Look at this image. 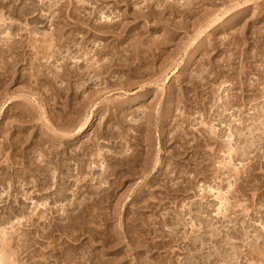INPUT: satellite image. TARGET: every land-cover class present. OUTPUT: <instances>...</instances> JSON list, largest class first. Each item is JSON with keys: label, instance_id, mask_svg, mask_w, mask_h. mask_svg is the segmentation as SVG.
Here are the masks:
<instances>
[{"label": "rangeland", "instance_id": "rangeland-1", "mask_svg": "<svg viewBox=\"0 0 264 264\" xmlns=\"http://www.w3.org/2000/svg\"><path fill=\"white\" fill-rule=\"evenodd\" d=\"M104 46L117 54H99ZM151 50L156 63L146 59ZM137 52L140 69L168 70L138 77L139 61L126 59ZM109 55L121 59L100 76ZM87 62L92 76L79 77ZM0 94V150L8 135L14 144L0 161L19 149L32 163L46 159L43 149L55 157L47 193L0 181V264H264V0H0ZM149 113L155 129L143 120ZM149 135L157 166L126 181L117 158L142 160ZM129 183L138 189L130 203ZM61 184L64 198L53 200ZM180 185L189 192H173ZM73 200L84 208L71 211ZM176 217V236L203 237L201 252L182 238L162 244Z\"/></svg>", "mask_w": 264, "mask_h": 264}, {"label": "bare ground", "instance_id": "bare-ground-1", "mask_svg": "<svg viewBox=\"0 0 264 264\" xmlns=\"http://www.w3.org/2000/svg\"><path fill=\"white\" fill-rule=\"evenodd\" d=\"M160 5V4H159ZM188 6V5H187ZM190 6V5H189ZM174 8V7H173ZM154 10V9H153ZM157 11V10H156ZM187 11H189V10H187ZM225 12V11H224ZM194 13V12H193ZM208 13V12H207ZM205 14V13H204ZM161 15V14H160ZM208 15H210V14H208ZM143 16V18L144 19H148L147 17H146V15H142ZM207 17V15H204V18H206ZM216 18V17H215ZM105 19V21H104V23L105 22H108V21H110L111 22V20H109V18L108 17H105L104 18ZM209 19V18H208ZM201 20V19H200ZM214 21V20H213ZM206 22V21H205ZM216 21H214V23H215ZM210 23V22H209ZM85 26V25H84ZM96 27V26H95ZM197 27V26H196ZM112 30H114V29H112ZM106 33V32H105ZM108 33V32H107ZM61 38V37H60ZM69 38V37H68ZM63 39V38H62ZM116 39H118V38H116ZM115 39V40H116ZM137 40V39H136ZM135 40V45H137V46H135V47H138L139 48V50L141 51V53H142V55L145 53L146 54V52H144V51H148V49L149 48H146L145 47V49H143V45L145 44L143 41H136ZM58 41V40H57ZM60 41V40H59ZM67 42V41H66ZM82 42V41H81ZM142 42L144 43L143 45H142ZM156 43V42H155ZM6 44V43H5ZM7 44H8V41H7ZM64 44V43H63ZM66 44V43H65ZM165 44H166V42H165ZM116 45V44H115ZM7 46H9V45H7ZM63 46V45H62ZM153 46V45H152ZM159 47V46H158ZM8 48H10V46L8 47ZM107 48V46H104V47H101V51H99L100 53L99 54H101V55H105V54H108V52H110L111 54H112V56H115L117 53H116V51L114 52H111L112 51V49L111 50H105ZM18 49V48H17ZM21 49V48H20ZM136 49V48H135ZM10 50V49H9ZM11 50H13V49H11ZM16 50V49H15ZM19 50V49H18ZM17 50V51H18ZM107 51V52H106ZM138 51V50H137ZM155 52V51H154ZM152 53V50H151V54H148L149 56L146 58V59H148L149 57H150V59H151V61H150V63H156L158 60H159V57H158V53L156 54V53ZM11 53V52H10ZM13 53H14V51H13ZM15 53H16V51H15ZM135 53H136V51H135ZM119 54V53H118ZM139 53L137 52V54H134L135 55V57L134 58H131V56L130 55H128L127 57H126V59L129 61V59L131 60V61H136V62H138L139 64V66L137 67V65H136V67L139 69V70H141V72H139L138 73V77L139 76H143L144 77V75H147L148 74V72H150L151 74H153V76L152 77H155L156 78V80L159 78V77H161L160 75L161 74H163V73H166V70H168V68H166V66L164 67H162L161 69L159 68V69H154V68H152V66L150 67H148V66H145L146 68H144L143 70L142 69H140L141 67H144V65H143V60H145L143 57H141L140 55H138ZM160 54V53H159ZM110 56V55H109ZM112 56H110V59L108 60V63H101V65L99 66V68H98V74L101 76V75H103V74H108V71L110 70L109 68H111V66L113 67V65H115L116 64V62L115 61H118L119 59H121V58H119V59H116L115 60V58H113ZM147 56V55H146ZM172 56V53L169 55V57H171ZM85 57V56H84ZM84 57H83V59H84ZM112 57V58H111ZM117 57V56H116ZM54 58V57H53ZM161 59V58H160ZM167 59V58H166ZM90 60V59H89ZM85 62L86 61H88V60H84ZM130 61V62H131ZM134 61V62H135ZM165 61V60H164ZM104 62V61H103ZM129 63V62H128ZM145 65H148V64H146V63H144ZM81 65H83V62L81 63ZM7 67V66H6ZM84 71H82V72H79L77 75L79 76V77H84V76H86L87 78H90L92 75H91V72H90V70H91V68H92V66H89V62H87L86 64H84ZM135 67V68H136ZM140 67V68H139ZM10 69V68H9ZM109 69V70H108ZM138 69H136V70H138ZM7 70H8V68H7ZM6 70V71H7ZM12 70V69H11ZM80 70V69H79ZM11 72V71H10ZM9 71L8 72H6L5 74H3V77L6 75V74H9L10 75V77L12 76V74L10 73ZM95 72V71H94ZM134 72V71H133ZM136 72V71H135ZM135 72H134V74H135ZM138 72V71H137ZM94 74H96V73H94ZM8 75V76H9ZM166 75V74H165ZM76 76V75H75ZM200 76V75H199ZM207 76V75H206ZM205 77V76H204ZM106 78V77H105ZM163 79V78H162ZM201 79H204V78H201ZM205 79H207L206 77H205ZM197 80V79H196ZM142 81V80H141ZM200 82V83H199ZM196 83V82H195ZM198 85L201 87V86H203V81L201 80H199L198 81ZM88 86L87 87H89L90 85H91V82L90 83H88L87 84ZM197 87V86H196ZM27 88V87H26ZM198 88V87H197ZM7 91V90H6ZM95 91H97V90H95ZM1 95V94H0ZM76 95V94H75ZM95 95V93H91L87 98H86V100H85V102H83V104L81 105L82 106V110L88 105V103H91V98L93 97ZM23 100H25V99H23ZM27 101V100H26ZM168 99H167V104H168ZM165 103V104H166ZM26 105V104H25ZM89 106V105H88ZM203 106V105H202ZM28 108V107H27ZM26 108V109H27ZM30 108V107H29ZM166 108H168V107H166ZM31 110V109H30ZM30 110H28L27 109V111H26V113L28 112V115H26V116H33L34 114H33V112L32 111H30ZM167 110V109H166ZM166 110H163V111H166ZM168 111H169V109H168ZM204 111V110H203ZM215 111V110H214ZM39 116H42L41 114L39 115ZM90 116V115H89ZM150 113L147 115V116H145L144 118H143V120L144 121H146L147 120V123H148V126H149V124L150 125H152V127H154V129H155V127H156V125L155 124H151L152 122H151V120H150ZM212 116V115H211ZM213 118V117H212ZM33 119V118H32ZM92 119H93V116H90V117H88V119H87V124H86V127H85V129H87L88 128V126L91 124V122H92ZM154 119V118H153ZM152 119V120H153ZM165 119V118H164ZM163 119V120H164ZM38 120V119H37ZM163 120H160V124H164V123H166L165 121H163ZM31 121V120H30ZM254 121H256V120H254ZM25 122H28V120L27 121H25ZM22 123V125H23V122H21ZM146 123V124H147ZM245 124V123H244ZM72 126V124H69V126H66L67 128H69V127H71ZM224 125V124H223ZM56 126H58L59 127V125H56ZM142 126V124H138V126H137V128H139V127H141ZM255 126V125H254ZM23 129H26L28 126H21ZM63 127V126H62ZM151 127V126H150ZM162 127V126H161ZM249 128V127H248ZM261 128V127H260ZM64 129H66L65 127H64ZM110 129V128H109ZM255 129V128H254ZM182 130V129H181ZM237 130V129H236ZM247 131H248V129H246ZM253 130V129H252ZM255 130H257V129H255ZM251 131V127H250V129H249V135H251L252 134V131ZM258 131H259V129H258ZM109 132V131H108ZM148 132H150V130L148 131ZM210 132V131H209ZM216 132V131H215ZM212 133V134H214V137H212L211 139L212 140H215V139H217V138H219V137H217V136H219V135H217L216 136V133ZM245 132V131H244ZM263 132V131H262ZM180 133H183V132H180ZM247 133V132H246ZM264 133V132H263ZM225 134V133H224ZM236 136H234V138H235V140H237V142L241 139V136H242V134L240 133V132H237V133H234ZM248 134V133H247ZM30 136V135H29ZM203 134L201 135V137L203 138ZM222 136V135H221ZM233 136V135H232ZM263 136V138H264V135H262ZM105 137V136H104ZM183 137H184V139H183ZM185 137H187L186 136V134H182V140L185 142V147H184V150H188L189 148H191L190 147V145L189 144H187V141H189V140H187V138H185ZM248 137V136H247ZM254 137H255V135H254ZM257 137V136H256ZM261 137V136H260ZM54 139H55V137H53ZM111 140H114V138H112V135L110 134V137H109ZM169 138V137H168ZM168 138H166V140L164 141V143L162 142V144L165 146V143L168 141L167 139ZM201 138V139H202ZM233 138V139H234ZM251 138V137H250ZM59 139V138H58ZM200 139V140H201ZM222 139V138H221ZM232 139V138H231ZM249 139V138H248ZM259 139V138H258ZM181 140V141H182ZM200 140H198L196 143H195V145H197L196 147H198L199 146V143L201 142ZM226 140V139H225ZM230 140V139H229ZM261 140V139H260ZM264 140V139H263ZM23 142H26V141H29V138L28 137H26V138H24L23 140H22ZM180 141V140H179ZM18 141H16V143H17ZM146 145H147V151H146V153H145V157L142 159V160H137V159H134V158H132V157H127L126 155V157L125 156H123V157H121L123 154H121L120 155V157L121 158H117V159H119V160H117V162L121 165V167L123 166L124 167V169H125V171H124V176H126L125 177V179H126V181H132L133 180V178H134V176H136V175H139L138 173L139 172H142V176L141 177H143L145 174H147V173H150V171H152V169L154 170V168H156V166H157V163H155L154 162V160H152V154H153V152H152V150H151V148H152V144H153V141H152V139H151V136L149 135V136H147L146 137ZM240 142V141H239ZM241 142H242V140H241ZM250 142V141H249ZM16 143H15V145H16ZM228 143H229V141H228ZM231 143V142H230ZM233 143V142H232ZM4 144V147H3V145H2V147L4 148V149H1L0 150V159L2 158V156H3V154H4V150L7 148V149H10V150H14L13 149V145L14 144H12V142L10 141V136L8 135V136H6V138H5V142L3 143ZM20 145H21V141H20ZM219 145V144H218ZM222 145V144H221ZM228 145V144H227ZM230 145V144H229ZM240 145V144H239ZM238 145V146H239ZM253 145L254 146V141L253 142H250V144L247 146V150H249L250 149V147ZM238 146H236V147H238ZM160 148H161V145H160ZM201 148V147H200ZM16 149V148H15ZM240 149V148H239ZM239 149H236L235 147L234 148H232L231 147V149L229 150V155L231 156V154H232V152H233V154H237L238 155V152L240 151ZM44 151H45V153H44V155H45V158L46 159H44V157H43V155H41V154H38V156H39V158H37L35 161H37L36 163H32L33 161L31 160L32 158V156L31 157H29L30 155H29V153H26V151L24 152V149H19V151H18V153L17 154H15V155H12L11 153L12 152H7V153H5V159H4V162L3 161H0V164L2 165L1 167L2 168H0V175H2V174H4V176L2 177V178H0V181H2V183H3V181L5 180V178H7V177H9V179H10V191L14 188L15 189V185H14V182L15 183H18V184H20L21 185V187H26V186H31V187H33V188H35V187H37V190L38 191H46V193H47V191L49 190L48 189V180H47V174L49 173V170H50V168L48 167V165L50 164V163H53L52 162V159H54L55 157H54V154L51 152V151H49V149H43ZM85 150V149H84ZM202 150V149H201ZM201 150H199L198 151V153L201 151ZM244 151V150H243ZM121 152V151H120ZM119 152V153H120ZM245 152V151H244ZM14 153H16V152H14ZM56 154V153H55ZM46 155H48V156H46ZM85 155V154H84ZM104 155V154H103ZM18 156V157H17ZM239 156H244V155H240L239 154ZM4 158V157H3ZM83 158V157H82ZM108 158V157H107ZM60 159V158H59ZM63 159V158H62ZM114 158H112V160H113ZM82 160V159H81ZM18 162H20V164L18 163ZM42 162H47L46 164H44L43 163V165L41 164ZM63 162V161H62ZM80 162V161H79ZM25 163H27V165L25 166ZM55 163V162H54ZM83 163V162H82ZM85 163V162H84ZM15 164H19L20 166H22L20 169V171L18 172V173H16V175L15 176H13L12 178H10V173H12V171L13 170H15L14 169V166L13 165H15ZM56 164V163H55ZM61 164L59 163V165H58V167L60 166ZM84 166V164H81V166ZM116 165H118V164H116ZM51 166V165H50ZM55 166V165H54ZM57 166V165H56ZM87 166V165H86ZM102 166V165H101ZM100 166V167H101ZM138 166H140L141 167V169H140V171H136L135 170V168L136 167H138ZM61 167V166H60ZM60 167H59V169H60ZM65 167V166H64ZM203 167V166H202ZM201 167V168H202ZM52 168V167H51ZM57 168V167H56ZM66 168V167H65ZM80 168V167H79ZM82 168V167H81ZM80 168V170L82 171V169ZM205 168V167H204ZM69 169V168H68ZM78 169V168H77ZM84 169H86L85 167H84ZM104 169V168H103ZM103 169H102V172H103ZM106 169V168H105ZM104 169V170H105ZM12 170V171H11ZM88 168H87V172H88ZM91 170V169H90ZM203 169H201V171H202ZM17 171V170H16ZM69 170H67L66 171V173L68 172ZM78 171V170H77ZM114 171V170H113ZM116 171V170H115ZM205 171V170H204ZM83 172V171H82ZM111 172L112 171H110V174H111ZM198 172V171H197ZM206 172V171H205ZM52 173V172H51ZM77 173H79V172H77ZM103 173H107L106 172V170L103 172ZM182 174H184L183 172H181ZM202 173H203V171H202ZM202 173H200V174H202ZM251 173V172H250ZM249 173V174H250ZM10 174V175H9ZM13 174H14V172H13ZM108 174V173H107ZM8 175V176H7ZM66 176H65V178H64V180L65 181H67L68 180V178L71 176V174L70 173H67V174H65ZM102 175V174H101ZM104 175V174H103ZM141 175V174H140ZM185 175V174H184ZM146 176V175H145ZM1 177V176H0ZM30 177H32V179L30 178ZM30 178V179H29ZM8 178H7V180H9ZM49 179V178H48ZM135 179V178H134ZM187 179V178H186ZM191 179V178H190ZM194 179V178H193ZM83 180V179H82ZM155 180V179H154ZM153 181V180H152ZM168 181H171V178L169 177V180ZM81 182V181H80ZM83 182V181H82ZM192 182V181H191ZM63 183V182H62ZM8 184V183H7ZM50 184V183H49ZM64 184H66V182H64ZM64 184H61L63 187L62 188H60L59 190H60V192L58 193V195L53 199V200H58V199H61V198H64V195L63 194H65V192H66V189L69 187H67V185L66 186H64ZM130 184V183H129ZM140 184V183H139ZM142 184V183H141ZM19 185V186H20ZM83 185V184H82ZM143 185V184H142ZM141 185V186H142ZM174 185V184H173ZM87 186V185H86ZM128 186V185H127ZM189 186H190V183H189ZM7 187V186H6ZM89 187H91V186H89ZM115 187V186H114ZM118 187H120V186H118ZM140 187V186H139ZM144 187V186H143ZM181 187V188H180ZM180 187H177L175 190H173V192H176V193H184L185 194V192H187L189 189H188V187L187 186H184V187H182L181 185H180ZM191 187V186H190ZM117 188V187H116ZM141 188V187H140ZM171 188V187H170ZM57 189H58V187H57ZM58 190V191H59ZM109 190V189H108ZM136 190H138L137 189V185H136V187L134 188V186L133 185H131L130 184V186H128L127 187V192L126 193H130V195H129V197H131V199H128V201H129V203L130 202H134V198L132 199V196L134 195L135 196V198H136ZM54 191V190H53ZM90 191V190H89ZM101 191V190H100ZM103 191V190H102ZM191 191V190H190ZM193 191V190H192ZM93 192V191H92ZM189 192V191H188ZM90 193H91V191H90ZM125 193V192H124ZM8 194V193H7ZM10 194V193H9ZM45 194V193H44ZM89 194V193H88ZM106 194V193H105ZM112 194V193H111ZM12 195V194H11ZM72 195H74V194H72ZM96 195V194H95ZM138 195V194H137ZM183 195V194H182ZM140 196H141V194H140ZM89 197V196H88ZM114 196H113V194L110 196V197H108L109 199H111V198H113ZM137 197H139V196H137ZM47 198V197H46ZM28 199V198H27ZM85 199V198H84ZM139 199V198H138ZM25 200V199H24ZM70 202H72V201H70ZM70 202H69V206H70V208H71V211H73L75 208L76 209H81V207L83 206V204H82V202H77V200L75 201V200H73V202H72V204H70ZM77 202V203H76ZM92 202V201H91ZM94 202V201H93ZM104 202V201H103ZM58 203V202H57ZM97 204V203H96ZM22 205V204H21ZM101 205V204H100ZM103 205V204H102ZM133 205V204H132ZM110 206V205H109ZM134 206V205H133ZM136 206V205H135ZM105 207V206H104ZM132 207V206H131ZM84 208V206L82 207V209ZM98 208V207H97ZM136 208V207H135ZM99 209V208H98ZM102 209V208H101ZM138 209V208H137ZM136 209V210H137ZM46 210V209H45ZM59 211V210H58ZM80 211V210H79ZM78 211V212H79ZM94 211V210H93ZM54 212V211H53ZM57 212V211H56ZM62 213H63V211H61ZM74 212V211H73ZM198 212V211H197ZM202 212V211H201ZM31 213V212H30ZM37 214H39V213H37ZM43 214V213H42ZM64 214V213H63ZM174 214V213H173ZM198 214V215H197ZM196 215H195V218H196V220H197V222L199 223V224H202L203 225V222H202V220H201V217L199 216L200 215V213L198 212ZM86 215V214H85ZM114 215H116V214H114ZM113 215V216H114ZM43 216V215H42ZM65 216V215H64ZM83 216V215H82ZM169 216V215H168ZM174 216V215H173ZM197 216V217H196ZM17 218V217H16ZM105 218V217H104ZM175 218V217H174ZM203 219V218H202ZM76 220V219H75ZM111 220V219H110ZM133 220V219H132ZM179 220V221H178ZM92 222V221H91ZM125 222V221H124ZM180 222V218H178V217H176V222L174 223L175 225H174V228H172L171 230H172V232H170V233H168L167 235H165V236H162V235H160V236H162L161 237V241L163 240V239H167L164 243L162 242V244H164V246H165V244H166V247L168 246V245H170V243L171 242H177V239L179 240V239H185V240H189L190 242H192L191 243V246L193 247V249L194 248H196V249H194L195 251L197 250L198 252L200 251H202L203 250V248L205 247L204 245H205V243H204V241H203V237H201L200 236V238H196V239H193V240H190V239H187L188 237H186L185 236V234L184 235H182V237H178V236H176V233L180 230V229H182V227H181V223H179ZM173 223V222H172ZM21 225V224H20ZM38 225V224H37ZM61 225V224H60ZM182 225H184L183 223H182ZM198 225V224H197ZM63 226V225H62ZM212 226V225H211ZM65 227V226H64ZM67 227V226H66ZM122 227V226H121ZM136 227V226H135ZM142 227V226H141ZM208 227H210L209 225H203V227H202V229L204 230V229H207ZM55 228V227H54ZM193 228V227H192ZM200 228V227H199ZM124 229H126V228H124ZM153 229H154V227H153ZM152 229V230H153ZM185 229V228H184ZM190 229V228H189ZM188 229V230H189ZM198 230V229H197ZM158 231V230H157ZM157 231L155 232V233H157ZM193 231V230H192ZM205 231V233H203ZM204 231H202V233L203 234H207L206 233V230H204ZM153 232V231H152ZM153 232V233H154ZM165 232H167V231H165ZM139 233V232H138ZM155 233H154V235H155ZM201 233V234H202ZM146 234V233H145ZM151 233H149V235H150ZM160 234V233H159ZM210 234V233H209ZM216 234V233H215ZM215 234H211L212 235V239H213V236H215ZM141 235V234H140ZM157 235V234H156ZM148 236V235H147ZM210 236V235H209ZM141 237V236H140ZM143 237H144V235H143ZM158 237V236H157ZM164 237V238H163ZM219 237V236H218ZM117 238V237H116ZM145 238H146V235H145ZM150 237L148 236V239H149ZM210 238V237H209ZM139 240V239H138ZM151 240H152V237H151ZM144 241V240H143ZM160 241V242H161ZM164 241V240H163ZM214 242V241H213ZM217 242V241H216ZM151 243H152V241H151ZM158 243V242H157ZM142 244V243H141ZM168 244V245H167ZM216 244V243H215ZM139 246H141V245H139ZM144 246V245H143ZM142 247V246H141ZM161 247H163V246H161ZM160 247V248H161ZM216 247V246H215ZM141 249V248H140ZM148 251H149V248H146ZM169 251V250H168ZM189 251V250H188ZM218 247H216V249H214V252L217 254V255H215V257L217 256L218 258L220 257L219 255L220 254H218ZM217 258V259H218ZM209 259V258H208ZM214 259V258H213ZM216 259V258H215ZM214 259V260H215ZM220 260H221V258H220ZM205 261V260H204ZM208 261H210V260H208ZM213 261V260H212ZM216 261V260H215ZM223 261V260H222ZM211 262V261H210ZM219 262V261H218ZM197 263V262H196ZM168 264V263H167Z\"/></svg>", "mask_w": 264, "mask_h": 264}]
</instances>
